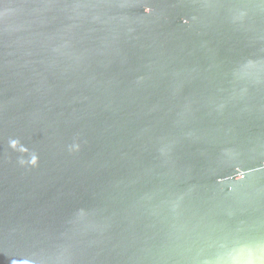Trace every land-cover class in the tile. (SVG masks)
Returning <instances> with one entry per match:
<instances>
[{"label":"water","instance_id":"95a60500","mask_svg":"<svg viewBox=\"0 0 264 264\" xmlns=\"http://www.w3.org/2000/svg\"><path fill=\"white\" fill-rule=\"evenodd\" d=\"M0 264H264V0H0Z\"/></svg>","mask_w":264,"mask_h":264}]
</instances>
